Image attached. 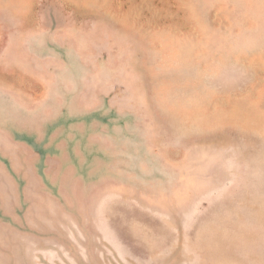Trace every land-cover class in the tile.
Returning <instances> with one entry per match:
<instances>
[{"label": "rangeland", "instance_id": "374dc122", "mask_svg": "<svg viewBox=\"0 0 264 264\" xmlns=\"http://www.w3.org/2000/svg\"><path fill=\"white\" fill-rule=\"evenodd\" d=\"M0 264H264V0H0Z\"/></svg>", "mask_w": 264, "mask_h": 264}]
</instances>
